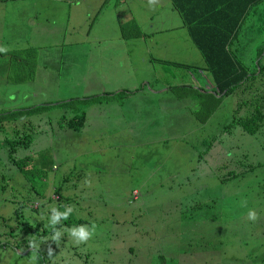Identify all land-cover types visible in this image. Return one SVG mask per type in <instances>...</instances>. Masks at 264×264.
Wrapping results in <instances>:
<instances>
[{
  "label": "rangeland",
  "instance_id": "obj_1",
  "mask_svg": "<svg viewBox=\"0 0 264 264\" xmlns=\"http://www.w3.org/2000/svg\"><path fill=\"white\" fill-rule=\"evenodd\" d=\"M263 5L231 45L244 42L245 86L218 100L169 0H0V113L51 105L27 116L33 142L15 155H34L33 177L4 168L0 153V264H264V126L231 125L247 86L264 111V72L254 69L264 64ZM81 112L78 132L56 125ZM63 176L89 197L72 200L67 219L95 229L69 246L62 226L39 250L30 228L57 203L20 234L17 209L24 215L41 183L52 196Z\"/></svg>",
  "mask_w": 264,
  "mask_h": 264
},
{
  "label": "trees",
  "instance_id": "obj_2",
  "mask_svg": "<svg viewBox=\"0 0 264 264\" xmlns=\"http://www.w3.org/2000/svg\"><path fill=\"white\" fill-rule=\"evenodd\" d=\"M170 2L173 9L187 24V34L194 47L201 53L202 59L208 67L213 85L217 91L214 93L226 97L229 95L230 88L245 86L244 83L246 81L242 83V80L246 75V70L242 68L241 63L234 55L231 45L236 38L237 31L240 30V27L244 24L243 22L246 20L245 17L249 13L254 14L256 12V7L264 4V0H170ZM150 62H152L151 59ZM257 67L261 74L263 72L262 68L260 66ZM242 91L241 95L244 99L238 103L239 105L237 109H235V114L233 113L231 119L233 122H231V125L233 127H240L246 133L255 134L264 126V111L260 94L258 92L250 93L249 91H251V88L249 86L242 89ZM104 96L108 97L106 95ZM71 102H73V100L65 104ZM61 104L62 103H58L57 105ZM48 107H51V105L35 106L34 104L32 108L27 110L20 109L0 113V153H4V158L9 162L4 168L12 169L13 165L21 174H26L27 171L23 170L29 169L28 172L30 171L33 177L34 169L31 159H33L34 155L25 153L18 156V158H16L15 155L21 149L28 151L33 142V127L26 122L27 116L37 115L39 111ZM213 108L216 109V107ZM242 111H245L247 114L241 116L239 112ZM22 118H25V120ZM57 122H59L56 123L58 127L64 124V129L78 132L85 123V115L81 112L80 114H75V116L68 121L61 119V121ZM200 123H202V121H200ZM209 150L210 149L205 152L207 153ZM49 167L50 165L46 166V168ZM40 175L42 177V173H40ZM61 179H63V182L59 185L60 187H53V195L49 197L45 196V191L47 189L44 183H41V186L37 187L34 191L31 187V191L27 193L25 200L26 204L24 203L26 208L24 215L21 214V207L23 205L17 209L18 216H16V224L22 227L20 228L18 226L19 234L25 227L32 226L31 220H33V222L37 221L42 214L41 209L43 206L57 203L55 208L61 211L66 207H70V205H74L72 200L83 199L85 197L89 198L87 196L78 195L82 189L81 185L74 186L78 190V193H71V189L67 185L69 179L65 176ZM61 189L64 191L63 195H61ZM21 203L22 201L20 204ZM32 203L36 204V206L32 207ZM28 206L29 210L27 211ZM48 220L49 217L44 216L41 223H45L46 225L41 226L35 224L34 228H30L33 230V233H35L33 235L35 240L40 243L38 246L39 250L41 247L47 251L49 245H56L51 242L47 243V241L42 243L41 241L42 236L52 232V226L49 225ZM91 224L92 223L89 221L85 222L80 219L75 220V218H73V220H70L66 218L61 219L54 227L55 229H59L62 226H66L70 230L71 227L80 225L90 227ZM9 230L11 232L13 229L10 228ZM64 236L69 240V242L63 240L65 245L75 246L78 244L71 241L68 230L65 232ZM58 247H60V245H58ZM11 249H15V247L11 245ZM38 249L37 251L40 253L41 251ZM37 251L34 250L36 253ZM44 255L48 256L47 252L44 253L43 256Z\"/></svg>",
  "mask_w": 264,
  "mask_h": 264
},
{
  "label": "clouds",
  "instance_id": "obj_3",
  "mask_svg": "<svg viewBox=\"0 0 264 264\" xmlns=\"http://www.w3.org/2000/svg\"><path fill=\"white\" fill-rule=\"evenodd\" d=\"M4 50L5 49L0 48V52H2ZM258 69L259 68L257 67L256 70H258ZM259 74H260V72H259ZM211 92H213V94L216 95L214 92H217V91H216V89L213 88V90ZM72 210H73L72 207H66L64 209V211H58L56 208H51L50 209V216H49L48 223H49L50 226H52L53 235H52L51 239L53 241H57L59 239L60 235H61L60 231L56 230L54 226L61 219H66L68 217V215L72 212ZM247 218L249 220H254L256 218L255 212L253 210L249 209L248 212H247ZM94 229H95V225H92L91 228H88L86 226L80 225V226H76V227L70 229L69 230V234L77 242H83V241H86L92 235V231ZM29 246L30 247H34L35 245H33L32 241H29Z\"/></svg>",
  "mask_w": 264,
  "mask_h": 264
},
{
  "label": "crops",
  "instance_id": "obj_4",
  "mask_svg": "<svg viewBox=\"0 0 264 264\" xmlns=\"http://www.w3.org/2000/svg\"><path fill=\"white\" fill-rule=\"evenodd\" d=\"M11 1H13V0H2V2L4 3V2H11ZM168 1V0H167ZM170 1V0H169ZM170 7L172 8V5H171V2H170ZM173 9V8H172ZM263 17H264V15H263ZM168 30V29H167ZM97 32H99V31H97ZM105 32H109L108 30H106ZM164 32V31H163ZM187 33V32H186ZM243 44H244V42L243 41H241V43H240V45H239V48H238V42L236 43V45H237V48H236V50H235V52H234V55L236 56V58L238 59V56L240 55V59H239V62L241 63V65H242V68L244 69V70H246L247 71V69H246V64H247V61H248V58H247V60H245V56L244 57H242V54L239 52L240 50H242L243 49ZM195 48V47H194ZM239 53V54H238ZM261 60H259V61H257L256 62V65H255V67H254V69H256L257 68V66H260L261 68H262V71L264 72V64H261V62H260ZM162 68V67H161ZM162 69H167V68H165V67H163ZM259 69H258V73H259ZM262 72V73H263ZM261 73V74H262ZM147 84V83H146ZM208 87H210V91H212L213 90V88L214 89H216L215 88V86L214 85H207ZM212 86V87H211ZM201 93H204V94H206L205 93V91H201ZM253 93V92H252ZM216 98L218 99V100H220V96H218V95H216Z\"/></svg>",
  "mask_w": 264,
  "mask_h": 264
}]
</instances>
